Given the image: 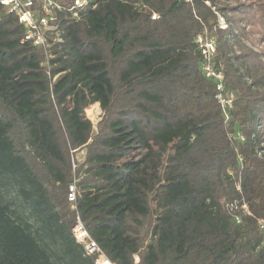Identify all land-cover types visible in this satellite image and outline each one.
<instances>
[{
	"label": "trees",
	"instance_id": "trees-1",
	"mask_svg": "<svg viewBox=\"0 0 264 264\" xmlns=\"http://www.w3.org/2000/svg\"><path fill=\"white\" fill-rule=\"evenodd\" d=\"M91 1L50 69L0 4V264H94L77 213L115 264H264V0Z\"/></svg>",
	"mask_w": 264,
	"mask_h": 264
},
{
	"label": "built area",
	"instance_id": "built-area-1",
	"mask_svg": "<svg viewBox=\"0 0 264 264\" xmlns=\"http://www.w3.org/2000/svg\"><path fill=\"white\" fill-rule=\"evenodd\" d=\"M1 6L7 13L17 17L18 22L24 28L22 42H29L34 47L41 49L44 53V64L50 69L52 59L55 57L54 49H60L64 44L62 23L71 17L73 20H79L81 12L91 6V0H0ZM155 17V16H154ZM221 27L225 28V20L220 17ZM198 42L203 56V70L206 76L215 82L217 88V100L220 104L226 120L229 119V111L234 107L235 93L226 88L225 73L221 65H216L215 56L217 53L216 40L213 37L199 36ZM50 73V72H49ZM89 104L86 109L91 106ZM96 124V123H94ZM238 138L244 140V136L238 133ZM242 161V158L239 157ZM75 166V165H74ZM68 200L72 207L76 209L77 185L76 181L71 183L68 190ZM236 202L228 204L230 211L236 207ZM246 212V204L242 206ZM239 221L240 218L237 217ZM259 228L264 232V219H258ZM76 241L84 246L85 253L94 257V264H115L99 244L92 239L79 213L76 216V223L72 229ZM135 263H139L140 256H134Z\"/></svg>",
	"mask_w": 264,
	"mask_h": 264
},
{
	"label": "rangeland",
	"instance_id": "rangeland-1",
	"mask_svg": "<svg viewBox=\"0 0 264 264\" xmlns=\"http://www.w3.org/2000/svg\"><path fill=\"white\" fill-rule=\"evenodd\" d=\"M222 1H224V2L227 1V3H235L234 0H231V1L230 0H222ZM225 26H227L226 22H225ZM86 115H87V117H89L93 121V123H97L100 120L101 115H102L100 105L98 103H95V104H92L91 106H89L86 109ZM83 154H84L83 151H78L74 156V161L81 160Z\"/></svg>",
	"mask_w": 264,
	"mask_h": 264
}]
</instances>
